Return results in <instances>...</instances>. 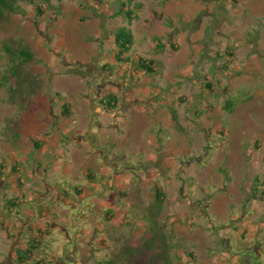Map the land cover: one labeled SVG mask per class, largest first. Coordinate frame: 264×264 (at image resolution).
I'll return each instance as SVG.
<instances>
[{
	"label": "rangeland",
	"instance_id": "rangeland-1",
	"mask_svg": "<svg viewBox=\"0 0 264 264\" xmlns=\"http://www.w3.org/2000/svg\"><path fill=\"white\" fill-rule=\"evenodd\" d=\"M123 1L138 20L118 0H19L24 14L4 15L0 264L40 232L47 264H264V0ZM121 27L125 58L157 74L117 61ZM7 46L35 55L12 88Z\"/></svg>",
	"mask_w": 264,
	"mask_h": 264
},
{
	"label": "trees",
	"instance_id": "trees-1",
	"mask_svg": "<svg viewBox=\"0 0 264 264\" xmlns=\"http://www.w3.org/2000/svg\"><path fill=\"white\" fill-rule=\"evenodd\" d=\"M19 0H0V24L4 18V15L6 12L9 13H14V14H19L23 13L21 11V8L17 5V2ZM30 1V0H28ZM32 1V0H31ZM120 3V9L118 12H116V16H124L126 17L129 22L135 21L139 19V16L136 15V11L140 10L141 7L140 5H135L131 6V1L127 4L123 0H118ZM44 2H49V0H44ZM37 15L38 17H41L44 14V8L42 6H38L36 8ZM38 22V21H37ZM153 41L157 44V52L162 53L165 51V45L162 44V41L160 38H154ZM115 45H116V59L118 62L126 64L130 66L132 63L133 67V72H138V73H145L147 75L150 74H157L158 72L156 71V62L154 60H146L144 58L139 57L138 61L135 62L134 59L132 58H125V55L128 54L133 46L135 45L134 41V36L133 33L130 29L126 27H121L118 28L115 32ZM172 49L177 51L176 45L172 44ZM6 51L8 52L9 56L11 57L12 60V77L9 79L11 80V88L12 85L14 84L15 80L18 78L20 74V70L22 69L23 65L26 63H30L35 60V55L31 51L29 47L23 46L20 49L13 50L12 47L7 46ZM230 56H233V54H230ZM10 69V70H11ZM208 89H212L213 86L211 84L207 85ZM102 105L107 109V110H115L118 108V98L115 95H109L103 98L102 100ZM228 111H232V103H228L227 106ZM72 116V111H71V103L66 100L63 103V112H62V117L65 119H68ZM172 121L175 126V128L181 133L183 132V128L181 127L178 119V115L176 111H173L172 113ZM44 142H36L35 145L37 148L42 147ZM4 168V166H2ZM14 172H17L16 168H14ZM4 173H1L3 175ZM89 175H92V172L89 171ZM90 179H92L91 176H89ZM257 183H261L260 179L257 178ZM262 185V184H261ZM82 189H77L76 192L81 194ZM69 196V194H68ZM66 197V196H65ZM156 205L157 208H161L164 204V199H165V194L164 192L160 189V187H156ZM23 205V202L20 201L19 199H13L7 201V209L9 210V213H11L15 208H18ZM41 237H31V239L28 240L27 244L25 243L24 245L17 246L15 249V253L13 255L14 261L13 264H30V262L34 259L35 264H46V259H36L35 256H38L40 253H37L40 249L41 245V238H43V233L40 232ZM40 239V240H39ZM190 256L193 258L194 255L190 254ZM165 261L167 264H170L171 261L169 257L165 258ZM108 264H118L115 260H110L108 261Z\"/></svg>",
	"mask_w": 264,
	"mask_h": 264
},
{
	"label": "crops",
	"instance_id": "crops-1",
	"mask_svg": "<svg viewBox=\"0 0 264 264\" xmlns=\"http://www.w3.org/2000/svg\"><path fill=\"white\" fill-rule=\"evenodd\" d=\"M98 186H100V185H98ZM97 186V187H98ZM261 245V244H260ZM4 258L3 257H0V263H1V261L3 260ZM11 259H12V264H13V261H14V257H13V255H12V257H11ZM48 260H50V259H48ZM48 260H47V262H48ZM47 264V263H46Z\"/></svg>",
	"mask_w": 264,
	"mask_h": 264
},
{
	"label": "flooded vegetation",
	"instance_id": "flooded-vegetation-1",
	"mask_svg": "<svg viewBox=\"0 0 264 264\" xmlns=\"http://www.w3.org/2000/svg\"><path fill=\"white\" fill-rule=\"evenodd\" d=\"M16 248H14L15 250ZM67 264H77L76 262H71V261H68Z\"/></svg>",
	"mask_w": 264,
	"mask_h": 264
}]
</instances>
